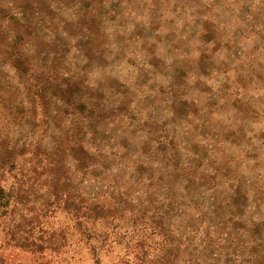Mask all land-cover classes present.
<instances>
[{
	"label": "trees",
	"instance_id": "16d2710c",
	"mask_svg": "<svg viewBox=\"0 0 264 264\" xmlns=\"http://www.w3.org/2000/svg\"><path fill=\"white\" fill-rule=\"evenodd\" d=\"M136 1L127 0L122 7L119 0H0V248H12L15 264H55V255L82 243L93 264H100V253L122 242L124 224L131 223L136 227L133 242L114 264H167L185 240L184 224L189 262L264 264V164L252 167L259 158L245 153L249 145L232 149L225 143L216 151L222 129L229 126H221L222 120L230 116L219 113L223 118L214 126L203 120V130L192 131V118L181 113L187 103L202 106L198 94L203 87L195 81L205 80L208 99L229 85L227 91L238 96L232 87L236 81L219 75L207 59L210 69L201 77L204 56L193 66L182 65L180 50L172 55L169 33L160 37L165 57L154 66L147 55H139L138 41L129 48L121 45L115 35L122 25H134L131 6L142 2ZM262 4L264 0H188L175 4L173 11L180 25L188 17L181 25L190 34L188 53L209 46L210 31L198 26V8L204 5L231 12L237 23L232 29L227 19L213 15L222 37L232 42L235 31L251 30L253 39L241 46L259 53L264 15L251 17L250 11ZM70 19L77 23L75 40L65 30ZM142 33L147 35L142 40L152 35L149 29ZM105 57L109 66L103 73L121 79L119 87L135 70L147 75V62L153 71L147 79L162 75L159 93L142 78L126 85L131 97L107 85L95 73L104 71L98 60ZM177 79L191 85L186 103L181 97L185 87ZM216 80L219 88L212 84ZM153 94L155 104L150 102ZM257 113L264 118L263 111ZM239 128L245 136L243 125ZM252 139L254 146L258 141ZM163 143L170 155L164 154ZM220 157L223 167L214 164ZM56 216L59 224L54 226Z\"/></svg>",
	"mask_w": 264,
	"mask_h": 264
},
{
	"label": "rangeland",
	"instance_id": "374dc122",
	"mask_svg": "<svg viewBox=\"0 0 264 264\" xmlns=\"http://www.w3.org/2000/svg\"><path fill=\"white\" fill-rule=\"evenodd\" d=\"M99 1V0H95ZM101 1V0H100ZM120 5H124L127 0H119ZM132 1V0H128ZM138 1V0H137ZM136 1V2H137ZM141 4H134L131 6L133 10V14L135 16V23L131 28H127L125 25H122L119 29L120 33H116V39L121 43V45H127L126 47L129 48L131 43L136 40L138 41V45L140 47L141 53L139 55L142 56V54L147 55V59H149V62L151 65L152 62H157V60H163L165 57L163 55V50L159 47L160 45V37L164 36L166 33H169V39L172 40V46L175 48L173 49L172 55L174 54L175 57L177 56V49L178 51L182 53L180 55V62L183 64H189L191 66L195 65L196 63H199V57L204 56V64L203 68L199 69V75L201 77L207 75L209 68L208 62L213 63V68H217L219 71V75L226 74L230 78V81H236L235 84H233L232 87H234L233 90L236 92H240L238 96H234L232 92H228L227 90L231 88V85L225 87L217 84V80L213 81L212 84L214 86H217L219 88L218 94L212 95L210 99H208V91H207V85H205V80H198L195 81L196 83L200 82L202 85H198L196 87L201 88L203 87V91L199 93V101L202 106L195 107L194 105H191V103H187L185 105L186 109H182L181 113L186 114V117L192 118V122L189 124V127L192 131L195 129L201 131L203 130V127L206 124H209L214 126V122L217 120L222 119L224 116L227 115L230 116L231 119L228 121L225 120V118L222 120V125H227L229 123V126L224 127V129H220L222 132L220 142L217 145L216 151L219 153L221 150V147L225 146V143H229V146L233 149V146L235 147L239 144V148H244L246 145H249L246 147L247 152L246 154L250 155H257L259 159V163H253L252 167L254 169H260V167L264 164V145L260 144L261 141L264 140V133L261 132L260 135H256L254 133V130L264 131V118L260 117L257 111L260 113L264 112V43L260 48L259 53L256 51L241 46L243 41L247 39H253V32L251 30L245 32V33H238V31L234 32V42H230L228 38L222 37V33L220 31V27L217 25V23L214 20V14L216 12V15H218L221 20L227 19L226 24L232 29L234 28V25L237 23L234 22V19L231 18V12H224L223 8H216L215 6H209L204 5L200 6L198 8L202 12L201 21L198 22L199 25H203V27L210 31L211 36L207 37L209 39V46L206 48V50L202 53H200V50H195L194 53L191 51L194 55V59L197 58V60H190L189 55L192 53L190 52V48H188V37H190L189 31H187V28H190L188 26L186 29L181 31L182 24L188 23L187 21L181 22L180 25L178 22V19L175 16V12L173 11L174 5L177 3L185 2L188 0H141ZM215 1V0H214ZM222 1V0H218ZM93 2V0H92ZM135 3V2H134ZM94 4V2H93ZM259 4V2H258ZM95 6V5H94ZM124 7V6H122ZM241 9V6H240ZM215 10V11H214ZM222 10V12H221ZM221 12V13H220ZM224 12V13H223ZM263 13L264 15V4H262V7L259 5L257 7H252L250 14L251 17H255L257 14ZM239 15V13H238ZM231 16V17H230ZM57 17V16H56ZM71 18V17H70ZM259 18V16H258ZM230 19V20H229ZM75 19H70L67 22V25L65 26V30L70 33L69 39L75 40V27L77 23L75 22ZM177 21V22H174ZM201 23V24H200ZM223 23V22H222ZM95 24L96 21H95ZM171 25L173 26L172 30L170 29ZM143 29H149L152 31V35L149 38H146L145 40L140 39L141 37L147 36L146 33H142ZM200 31V30H199ZM195 36V35H194ZM196 36H200L199 33L196 34ZM101 37V36H99ZM202 37V36H201ZM258 37H261L264 39V29L258 33ZM246 39V40H247ZM102 40V37L99 41ZM264 42V41H263ZM233 43H237V45H234ZM201 45V44H200ZM91 51V50H90ZM87 50L88 53H91ZM72 52V51H70ZM196 52V53H195ZM110 57V56H109ZM109 57L102 58L98 60V62L104 66V71L100 72L97 70L95 73L98 75V79H101V81H105L107 85H111L113 88L119 87V83L121 81L117 79V76L113 73H103L108 68V60ZM208 62H207V60ZM210 59V60H209ZM140 60V59H139ZM133 63V60H128V66H131ZM101 66V67H103ZM180 66V65H179ZM100 67V68H101ZM145 72L147 75H142V71H133L132 75L126 80L125 85L119 87V89L123 90L125 94L128 97H131L130 93L125 91L124 89L126 85H128L130 82L137 81L141 82V79H145L146 81V87H156L155 92L159 93V85L162 83L161 81V74L158 72L153 76L152 79H147V76L152 75V69L150 66H148V63L146 62V65L144 66ZM159 67V66H158ZM183 69V67H181ZM180 69V70H181ZM183 72V71H182ZM96 77V78H97ZM145 77V78H144ZM184 75V79H185ZM183 79V78H182ZM204 79V78H203ZM184 88V94L181 95L182 98H185L184 103L188 101V94L189 92H192L191 85L188 84L187 80H180L177 79V82H181ZM133 82V83H134ZM190 82V80H189ZM124 84V82H122ZM186 83V85H184ZM195 83V84H196ZM132 84V83H131ZM188 84V85H187ZM209 84V83H208ZM190 85V86H189ZM114 88V89H115ZM231 90V89H230ZM166 92V90H165ZM157 97L153 94L150 97V102L152 104H155ZM132 104V103H131ZM163 102L159 104L158 107H155L153 110V115H157L159 113V110L162 109ZM219 113L223 116H220ZM196 117H198L199 120H196ZM176 120L178 118L174 117L173 120ZM227 119V118H226ZM204 120V121H203ZM204 124V125H202ZM243 125L244 129L247 131L245 136H243V133L240 131V126ZM162 126H155L156 129H160ZM164 127L167 129L171 128V125H164ZM173 129V126H172ZM205 129V128H204ZM169 131V130H168ZM206 132V130L204 131ZM229 133V134H228ZM230 133H234L236 139H233V136L231 134V137L229 136ZM254 138L256 141L255 145H250L253 143ZM229 139V141H227ZM232 139V141H231ZM234 140V141H233ZM260 142V143H259ZM234 144V145H233ZM134 148L138 147V144L135 142ZM166 143L162 144V150L164 154L171 153V150H169ZM242 161L244 160V153H240L238 156ZM127 158V156H126ZM133 161V159H132ZM216 165H221L220 167H223L225 164L224 160L220 157L214 163ZM238 164V162H237ZM225 168V167H224ZM195 169V168H194ZM245 170H241L240 173L245 174ZM244 176V175H243ZM242 176V177H243ZM122 185V184H121ZM262 191H264V187H261ZM258 190V192H262ZM253 207H251L252 209ZM251 209H247L248 213H252ZM253 210V209H252ZM245 215V214H244ZM59 216H56L55 219L51 220V224L56 226L59 224ZM119 223H125L123 220L119 221ZM184 224L180 229H183L182 231L185 233L184 235V242H182V245L178 249L175 248L172 251V255L170 257V260L167 262V264H178L177 261L181 262V264H194L193 262H189L188 258V251L191 249L190 243H188V234L187 230H185ZM124 229H126V235L122 242L115 243L113 242L109 246H106L104 250L100 253V264H114L116 261H118L119 257H121L124 254L125 251V245L131 244L133 242V234L136 229L135 226H133L131 223L124 224ZM188 244V245H187ZM0 245H2V238H0ZM12 248H7L6 250L3 249V247L0 248V257L2 264H15L14 258L16 253L11 252ZM176 251L178 253H176ZM200 252V251H199ZM241 254V252H240ZM199 258L200 255L198 256ZM55 264H93L92 255L88 251L87 247L80 243V245H76V243H73L67 253L61 254L59 256L55 255ZM193 261V260H192Z\"/></svg>",
	"mask_w": 264,
	"mask_h": 264
},
{
	"label": "crops",
	"instance_id": "0c3cea01",
	"mask_svg": "<svg viewBox=\"0 0 264 264\" xmlns=\"http://www.w3.org/2000/svg\"><path fill=\"white\" fill-rule=\"evenodd\" d=\"M190 20H191V18H190ZM183 21H188V17H186V19H184Z\"/></svg>",
	"mask_w": 264,
	"mask_h": 264
}]
</instances>
